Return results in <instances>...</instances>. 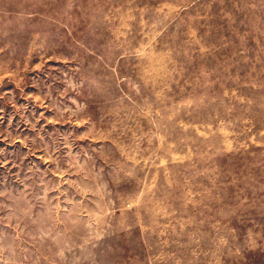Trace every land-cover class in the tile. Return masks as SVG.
Wrapping results in <instances>:
<instances>
[{"label":"rangeland","instance_id":"1","mask_svg":"<svg viewBox=\"0 0 264 264\" xmlns=\"http://www.w3.org/2000/svg\"><path fill=\"white\" fill-rule=\"evenodd\" d=\"M0 264H264V0H0Z\"/></svg>","mask_w":264,"mask_h":264}]
</instances>
